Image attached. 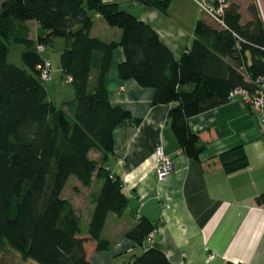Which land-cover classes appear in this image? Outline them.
Here are the masks:
<instances>
[{
  "label": "trees",
  "instance_id": "obj_1",
  "mask_svg": "<svg viewBox=\"0 0 264 264\" xmlns=\"http://www.w3.org/2000/svg\"><path fill=\"white\" fill-rule=\"evenodd\" d=\"M142 1L166 13L171 0ZM225 4L219 20L205 14L197 21L190 46L177 60L150 25L116 4L0 0V250L10 247L38 264H95L88 259L86 243L93 241L98 251L110 249L111 241L103 235L107 216H123L129 202L122 179L108 163L114 130L122 123H141L109 99L107 76L118 47L124 54L119 77L153 88V105H171L168 120L178 145L187 157L200 161L206 143L189 119L228 103L236 88L258 94L264 84L259 0ZM97 14L121 30L119 40L105 42L91 35ZM32 21L39 25L35 39L30 36ZM56 37L65 39L60 67L74 89V97L59 105L48 97L42 66L49 59L39 49ZM12 43L24 45V67L8 62ZM218 159L229 174L249 165L242 145ZM71 178L77 181V193L102 180L100 191L89 194L94 208L86 232L73 199L65 196ZM256 201L263 203L264 193ZM156 227L140 216L125 236L144 247ZM125 264L172 262L151 247Z\"/></svg>",
  "mask_w": 264,
  "mask_h": 264
},
{
  "label": "crops",
  "instance_id": "obj_2",
  "mask_svg": "<svg viewBox=\"0 0 264 264\" xmlns=\"http://www.w3.org/2000/svg\"><path fill=\"white\" fill-rule=\"evenodd\" d=\"M102 1L116 4L150 25L177 60L190 46L197 21L205 18L196 0H171L166 13L142 0ZM30 23L37 33L38 23ZM91 35L110 42L119 40L121 30L97 14ZM123 60V50L118 47L107 76L109 99L112 105L140 118L141 123H122L115 128L114 153L108 162L112 173L122 179L129 202L123 216H107L103 235L109 227V236L104 237L111 241L110 249L98 251L95 243L88 241V259L95 264H125L127 261L120 263L124 254H132V258L143 249L155 247L172 264H264V202L256 201L264 193V122L240 97L195 115L189 123L206 143V150L200 161L189 158L170 128L171 105H153V88L143 87L133 79L122 80L118 65ZM59 74L71 82L61 67L55 69L51 64L49 80H57ZM51 100L56 104L67 101ZM158 145L163 146L173 164L163 179L156 172ZM240 145L248 155L249 165L226 173L218 156ZM93 208L91 203L89 217ZM140 216L157 225L144 247L135 246L125 236ZM211 252L214 258L209 257Z\"/></svg>",
  "mask_w": 264,
  "mask_h": 264
},
{
  "label": "rangeland",
  "instance_id": "obj_3",
  "mask_svg": "<svg viewBox=\"0 0 264 264\" xmlns=\"http://www.w3.org/2000/svg\"><path fill=\"white\" fill-rule=\"evenodd\" d=\"M260 8L264 15V1L259 0ZM34 22V21H32ZM32 34V38L37 37V33H35V27L33 23L29 24ZM65 48V39L61 37H56L52 43L47 44L43 48V55L47 57L52 64L53 68H59L60 67V57L61 53ZM25 49L24 45L20 43H12L10 45V50L8 53V62L13 63L19 67H24V63L22 60V51ZM61 74V73H60ZM59 74V77L55 81H50L49 79L45 82V86L48 89L49 99H54L56 101H59V99L63 100H70L74 97V89L73 85L66 77H61ZM60 102H58V105ZM91 156L93 158H99V154L92 152ZM109 163V162H108ZM102 182L101 179H97L94 182V185L92 186V189L89 188H82L81 193H77L74 189L75 186H77V181L74 180V178H71L68 182L65 196L73 199L75 206L77 207L78 211L82 215V229L84 232L87 231L88 223H89V216H90V206H91V199L88 196V192L90 190H93L94 192L98 193L100 191V187L98 188V185ZM83 190V191H82ZM113 218H119L114 217ZM112 218V217H111ZM112 223V219L110 221ZM109 227L105 229L104 235L109 236ZM94 243L93 241H91ZM91 243H87V246L89 247V252L91 251ZM132 254H124L121 256L120 263L123 261H128L131 258ZM0 264H38L33 260L30 259H24L19 252L16 250L5 247L0 250Z\"/></svg>",
  "mask_w": 264,
  "mask_h": 264
},
{
  "label": "built area",
  "instance_id": "obj_4",
  "mask_svg": "<svg viewBox=\"0 0 264 264\" xmlns=\"http://www.w3.org/2000/svg\"><path fill=\"white\" fill-rule=\"evenodd\" d=\"M204 14L219 20L223 14L226 0H196ZM44 47L40 46L39 49ZM51 77V63L46 60L42 66V78L48 80ZM240 97L249 109L256 114L264 122V84L258 94H252L251 92L243 89L236 88L230 92V98ZM264 145V138H263ZM173 169V164L165 153L163 146L158 145L156 147V172L159 179L165 178ZM153 232L150 233V236ZM214 252L209 254L210 258H214Z\"/></svg>",
  "mask_w": 264,
  "mask_h": 264
}]
</instances>
